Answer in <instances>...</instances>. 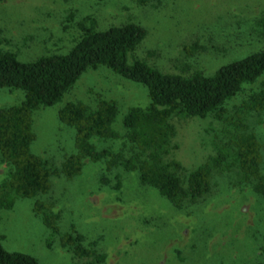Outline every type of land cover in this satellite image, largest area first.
<instances>
[{"label": "rangeland", "instance_id": "1", "mask_svg": "<svg viewBox=\"0 0 264 264\" xmlns=\"http://www.w3.org/2000/svg\"><path fill=\"white\" fill-rule=\"evenodd\" d=\"M0 0V49L17 51L22 60L48 52H64L77 37L76 23L90 15L96 27L128 20L142 24L147 34L133 51L165 72H182L184 63L206 73L215 66L264 45L256 40L251 24L264 10V0ZM153 4H156L153 6ZM196 40L204 45L186 57L183 45ZM264 73L246 84L227 106L258 86ZM96 93L112 98L119 116L132 104L144 105L142 84L124 78L105 66L87 68L51 105L32 112L34 139L31 151L58 163L73 150L74 129L57 119L58 108L68 100L92 103ZM19 88L0 87V106L18 102ZM177 147L171 154L184 169H191L212 152L210 117L174 118ZM262 144L264 171V111L251 117ZM116 127L121 126L116 123ZM118 145L119 139L115 140ZM8 165L0 162V180ZM102 161L84 160L72 179L51 178L48 192L36 197L60 210V228L74 223L104 252L101 264H252L264 254V201L239 184L234 173H214L209 192L195 202L174 207L149 186L140 185L134 172H121L118 190L100 186ZM33 197L16 198L10 209L0 211L1 244L10 250L34 255L41 264H71L70 254L49 237L32 211Z\"/></svg>", "mask_w": 264, "mask_h": 264}, {"label": "trees", "instance_id": "2", "mask_svg": "<svg viewBox=\"0 0 264 264\" xmlns=\"http://www.w3.org/2000/svg\"><path fill=\"white\" fill-rule=\"evenodd\" d=\"M158 4L166 6L162 0ZM96 25L90 15L78 21L77 37L64 52L22 60L16 50L0 49V87L22 91L18 102L0 106V162L8 165L0 180V211L10 209L16 198L33 197L32 211L49 232L47 247L56 241L70 254L71 264H101L105 254L95 241L86 242L74 223L62 230L60 210L36 197L49 191L52 177L69 180L78 175L84 160L103 162L100 186L118 190L121 172H134L140 185L154 188L177 208L209 192L214 173L229 171L264 201L262 144L251 125V117L264 111V79L227 106L244 85L264 73V45L220 63L210 73L190 63H184L182 72H165L133 55L147 34L142 24L128 20L100 29ZM249 33L264 39V10L254 17ZM204 48L196 40L182 47L186 57ZM100 65L142 84L147 103L129 105L117 116V101L98 93L92 103L65 101L56 116L74 129L73 150L58 163L31 151L32 112L58 101L84 70ZM189 116H210L216 125L209 127L212 152L187 170L171 154L177 147L174 118ZM2 238L0 234V264H41L31 253L4 248ZM261 248L264 254V236ZM252 264H264V256Z\"/></svg>", "mask_w": 264, "mask_h": 264}]
</instances>
